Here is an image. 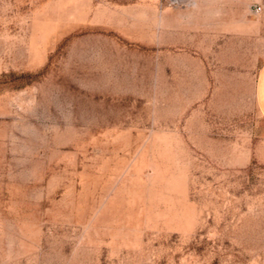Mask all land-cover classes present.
<instances>
[{
	"label": "rangeland",
	"instance_id": "374dc122",
	"mask_svg": "<svg viewBox=\"0 0 264 264\" xmlns=\"http://www.w3.org/2000/svg\"><path fill=\"white\" fill-rule=\"evenodd\" d=\"M263 60L264 0H0V264H264Z\"/></svg>",
	"mask_w": 264,
	"mask_h": 264
},
{
	"label": "crops",
	"instance_id": "0c3cea01",
	"mask_svg": "<svg viewBox=\"0 0 264 264\" xmlns=\"http://www.w3.org/2000/svg\"><path fill=\"white\" fill-rule=\"evenodd\" d=\"M252 94L256 117L254 124L256 135L264 136V60L254 76Z\"/></svg>",
	"mask_w": 264,
	"mask_h": 264
},
{
	"label": "built area",
	"instance_id": "2783aa9c",
	"mask_svg": "<svg viewBox=\"0 0 264 264\" xmlns=\"http://www.w3.org/2000/svg\"><path fill=\"white\" fill-rule=\"evenodd\" d=\"M259 9H260L259 6H254V8H253V10H254L255 12L259 11Z\"/></svg>",
	"mask_w": 264,
	"mask_h": 264
}]
</instances>
